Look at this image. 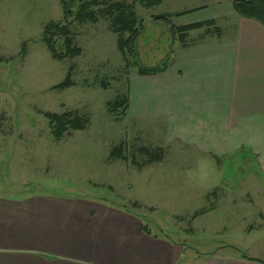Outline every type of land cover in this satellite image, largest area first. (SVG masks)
<instances>
[{
  "label": "rangeland",
  "instance_id": "374dc122",
  "mask_svg": "<svg viewBox=\"0 0 264 264\" xmlns=\"http://www.w3.org/2000/svg\"><path fill=\"white\" fill-rule=\"evenodd\" d=\"M62 1L0 0V264H75L61 258H67L66 244L75 243L78 230L99 249H121L136 239V264H202L198 256L206 253L264 260V237L248 243L252 235L246 232L264 216V173L255 159L230 154L205 174L197 171L205 164H194L193 150L147 164L149 155L138 147L153 150L165 134L135 135L139 74L119 48L116 15L67 20ZM105 1L101 7L119 2L137 23L143 20L133 43L137 56L128 59L153 66L170 60L175 40L170 24L154 16L182 13L172 17L178 24L181 17L220 12L232 0H221V7L219 0H164L151 8L136 0ZM50 21L68 26L79 55L53 57L44 40ZM55 40L64 51L62 37ZM68 73L74 85L55 89ZM127 95L128 109L115 120L108 103ZM76 110L90 120L87 128L56 139L44 113ZM120 144L127 161L111 156ZM70 204L82 209L66 217Z\"/></svg>",
  "mask_w": 264,
  "mask_h": 264
},
{
  "label": "crops",
  "instance_id": "0c3cea01",
  "mask_svg": "<svg viewBox=\"0 0 264 264\" xmlns=\"http://www.w3.org/2000/svg\"><path fill=\"white\" fill-rule=\"evenodd\" d=\"M233 1L215 14L187 20L181 17L182 22L178 24L172 20V16L170 20L176 29L171 32L176 42L174 40L169 46L170 60L162 65H153L165 67L158 73H138L135 135L137 137L139 134L148 135L158 131L165 134L164 141L155 145L153 150L145 145L138 147L139 151H150L158 157L155 161L148 159L147 164H163L170 155L180 156L182 151L183 155L188 156V151L193 150L192 153L196 151L198 155L194 164H205L197 168L203 174L208 171L205 169L207 166H221L222 158L232 154L241 159L244 156L246 159L254 158L263 175L264 25L256 19L238 14L234 10ZM218 2L221 7V0ZM207 7L205 5V9ZM197 23L201 25L184 32L177 31L178 27ZM213 167L210 170L213 171ZM191 172L197 174L195 170ZM208 177L190 176L188 180L200 181ZM240 177L244 178V175ZM223 179L221 177V183ZM214 191L210 194H215ZM70 205L64 207L66 217L74 216L75 212L82 209ZM9 210L10 216L14 217L15 210ZM262 219H259L256 227L251 224L247 227L246 232L252 235L248 243L264 237V216ZM12 222L15 223V220ZM82 228L87 233L86 228ZM75 234L77 240L72 245L66 244V252L68 249L70 251L67 258H61V261L75 264L138 262L136 253L132 251V248L137 250L133 244L136 239L121 249L115 246L117 250H114L105 245L99 249L94 248L89 240L86 243L80 230ZM126 236L123 234V238L128 239ZM172 256H175V250ZM43 258L47 262L59 261ZM198 258L204 259L202 264H261L242 257L240 253L226 256L206 253L205 257L199 254ZM250 258L263 257L251 255Z\"/></svg>",
  "mask_w": 264,
  "mask_h": 264
},
{
  "label": "trees",
  "instance_id": "16d2710c",
  "mask_svg": "<svg viewBox=\"0 0 264 264\" xmlns=\"http://www.w3.org/2000/svg\"><path fill=\"white\" fill-rule=\"evenodd\" d=\"M142 6L151 8L162 4L163 0H136ZM64 17L68 20L74 17L80 22L90 21L97 22L99 15L108 17L116 15V21L119 26L115 28V31L119 32L121 37L119 38V48L125 55L127 65L136 67L137 73L141 75L154 74L164 70L165 67L156 66H141L135 60L131 62L128 56H137L136 42L141 30L144 28L143 20H139L137 23L136 15L132 11H128L125 4L115 2L110 3L106 8L101 7L105 0H63ZM234 10L244 17H249L258 20L264 25V0H234ZM175 15H182V13H176ZM175 15H157L154 19H162L170 24V29L175 32V27L172 25L170 18ZM138 24V25H137ZM201 24H193L190 26L178 27L177 31L184 32L188 29L199 27ZM129 32L130 37L128 39L122 38L123 34ZM45 42L51 51L53 57L56 59H64L66 57H75L80 54L81 49L74 45L73 38L70 35V30L67 25H61L60 22L50 21L45 26ZM61 36L63 40L64 51H59L56 46V36ZM74 85L70 73L67 74L66 78L54 86L55 89H66ZM129 95L123 98H117L113 102L108 103V112L115 119L120 120L128 109ZM44 115L49 119L50 127L53 136L56 139H61L66 133L71 130H84L87 128L90 120L85 115L80 114L76 111H65L62 114L46 112ZM149 151V150H148ZM144 152H146L144 150ZM150 152V151H149ZM146 152L150 158L149 161H155L158 157L151 152ZM125 149L122 144L115 146L112 149L111 156L126 160L127 156L124 154ZM133 162L137 166H141L135 159ZM204 212V211H203ZM242 257L255 260L264 264V260L250 258L244 254Z\"/></svg>",
  "mask_w": 264,
  "mask_h": 264
}]
</instances>
